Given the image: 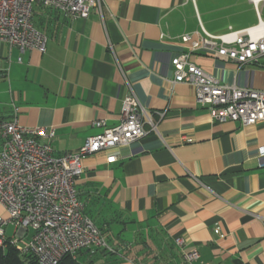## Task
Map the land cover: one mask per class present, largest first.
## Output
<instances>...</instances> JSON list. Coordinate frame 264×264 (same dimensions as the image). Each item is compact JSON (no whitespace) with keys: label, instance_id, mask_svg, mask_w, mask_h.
Instances as JSON below:
<instances>
[{"label":"crops","instance_id":"0c3cea01","mask_svg":"<svg viewBox=\"0 0 264 264\" xmlns=\"http://www.w3.org/2000/svg\"><path fill=\"white\" fill-rule=\"evenodd\" d=\"M34 23L47 35L45 52L0 41V121L16 116L26 127L54 130V153L76 152L103 130L94 120L120 122L124 72L157 125L126 146L84 157L75 187L115 252L84 249L77 260L264 264V121H215L193 85L174 82L172 59L189 50L181 36L202 26L216 33L197 0H104L102 14L75 19L38 5ZM190 60L222 83L264 90L259 66L202 52ZM111 154L116 161H107ZM195 249L200 256L190 262L185 254Z\"/></svg>","mask_w":264,"mask_h":264},{"label":"built area","instance_id":"2783aa9c","mask_svg":"<svg viewBox=\"0 0 264 264\" xmlns=\"http://www.w3.org/2000/svg\"><path fill=\"white\" fill-rule=\"evenodd\" d=\"M259 20L255 25L234 28L223 33H212L203 26L195 33H185L182 41L189 50L172 59L174 82L195 87L199 105L207 107L215 121H240L253 125L264 121V90L225 84L190 60L193 52L234 62L238 67L259 66L264 69V19L259 3ZM104 0H0V41L22 52L36 49L45 52L47 35L34 23L36 6L57 10L70 19L87 18L92 9L103 12ZM112 47V45H111ZM21 59V58H20ZM129 91L123 99L122 116L118 124L107 126L104 119L93 125L103 130L86 138L76 152L54 153V130L43 126L26 127L16 116L0 121L3 139L0 149V202L8 212L0 217V247L11 244L22 255H32L40 264H59L66 255L77 259L84 249H115L108 243L101 229L85 213L75 183L83 173V159L102 150L126 146L150 132H157L151 114L140 102L131 83L123 72ZM146 124L149 127H146ZM264 166V145L258 148ZM116 154L107 161L117 159ZM15 227L8 238L5 228ZM27 231H31L27 236ZM215 232L220 234V226ZM177 244L183 247L184 238ZM198 250L185 254L188 261L199 258Z\"/></svg>","mask_w":264,"mask_h":264},{"label":"rangeland","instance_id":"374dc122","mask_svg":"<svg viewBox=\"0 0 264 264\" xmlns=\"http://www.w3.org/2000/svg\"><path fill=\"white\" fill-rule=\"evenodd\" d=\"M197 3L206 26L216 33L225 32L230 23L237 29L258 22L256 7L249 0H197ZM259 9L264 18V1L259 3ZM8 230L11 234L12 227ZM14 232L13 229L12 235Z\"/></svg>","mask_w":264,"mask_h":264},{"label":"trees","instance_id":"16d2710c","mask_svg":"<svg viewBox=\"0 0 264 264\" xmlns=\"http://www.w3.org/2000/svg\"><path fill=\"white\" fill-rule=\"evenodd\" d=\"M0 264H40L32 255H22L18 248L8 244L0 247ZM59 264H82L77 259L66 255Z\"/></svg>","mask_w":264,"mask_h":264}]
</instances>
